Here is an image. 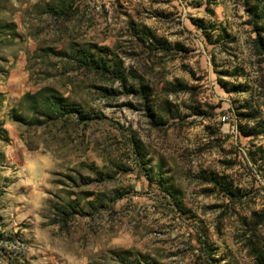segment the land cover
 I'll list each match as a JSON object with an SVG mask.
<instances>
[{
  "label": "rangeland",
  "instance_id": "obj_1",
  "mask_svg": "<svg viewBox=\"0 0 264 264\" xmlns=\"http://www.w3.org/2000/svg\"><path fill=\"white\" fill-rule=\"evenodd\" d=\"M262 39L264 0H0V264H264Z\"/></svg>",
  "mask_w": 264,
  "mask_h": 264
},
{
  "label": "trees",
  "instance_id": "obj_2",
  "mask_svg": "<svg viewBox=\"0 0 264 264\" xmlns=\"http://www.w3.org/2000/svg\"><path fill=\"white\" fill-rule=\"evenodd\" d=\"M255 14H256V13H255ZM263 42H264V41H263V39H262V44H263ZM263 45H264V44H263Z\"/></svg>",
  "mask_w": 264,
  "mask_h": 264
},
{
  "label": "built area",
  "instance_id": "obj_3",
  "mask_svg": "<svg viewBox=\"0 0 264 264\" xmlns=\"http://www.w3.org/2000/svg\"><path fill=\"white\" fill-rule=\"evenodd\" d=\"M223 117L225 118V115Z\"/></svg>",
  "mask_w": 264,
  "mask_h": 264
}]
</instances>
